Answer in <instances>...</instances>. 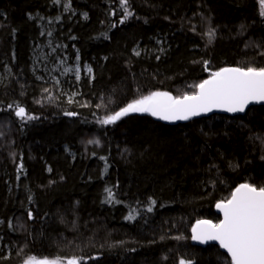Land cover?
I'll list each match as a JSON object with an SVG mask.
<instances>
[{
    "label": "trees",
    "instance_id": "1",
    "mask_svg": "<svg viewBox=\"0 0 264 264\" xmlns=\"http://www.w3.org/2000/svg\"><path fill=\"white\" fill-rule=\"evenodd\" d=\"M70 6L0 0V264H230L219 247L194 246L192 229L219 223L216 205L239 185L264 186V107L177 126L101 121L153 92L192 94L223 68L264 67L259 0ZM45 37L92 77L62 89L39 80Z\"/></svg>",
    "mask_w": 264,
    "mask_h": 264
},
{
    "label": "snow or ice",
    "instance_id": "2",
    "mask_svg": "<svg viewBox=\"0 0 264 264\" xmlns=\"http://www.w3.org/2000/svg\"><path fill=\"white\" fill-rule=\"evenodd\" d=\"M128 3L129 0H122L123 5L127 6ZM259 5L260 14L264 16V0H259ZM125 12V19L132 15L126 7ZM208 35L213 37L214 30ZM195 87L198 91L182 96H173L169 92H153L129 103L101 123L113 124L129 113H150L162 120L175 121L188 120L217 108L233 113L243 112L253 101H264V67L223 68ZM15 116L21 119L34 118L23 107H18ZM20 167L23 168V165ZM216 206L223 212V220L216 224L211 221H198L191 238L201 243L218 241L230 254V264H264V186L241 184L231 194L230 199L221 201ZM25 264H80V260H38L31 257ZM179 264H192V261L181 260Z\"/></svg>",
    "mask_w": 264,
    "mask_h": 264
},
{
    "label": "rangeland",
    "instance_id": "3",
    "mask_svg": "<svg viewBox=\"0 0 264 264\" xmlns=\"http://www.w3.org/2000/svg\"><path fill=\"white\" fill-rule=\"evenodd\" d=\"M64 1L65 10L70 11V0ZM42 26L43 36H46V33L49 32L47 28H45V25L42 24ZM44 42V45H41L38 49H36L34 58V70L35 73L38 74L39 80L43 82L54 83L58 87H60V89H62V79L79 81L84 75L92 77L91 67H82L79 57L72 58L63 49H60V47L55 44L54 41H52L50 38H46ZM89 69L91 71H89ZM2 129L3 128H0V130ZM1 137L2 136L0 134V138ZM28 259L29 258H27V260Z\"/></svg>",
    "mask_w": 264,
    "mask_h": 264
},
{
    "label": "water",
    "instance_id": "4",
    "mask_svg": "<svg viewBox=\"0 0 264 264\" xmlns=\"http://www.w3.org/2000/svg\"><path fill=\"white\" fill-rule=\"evenodd\" d=\"M228 68H235V67H228ZM210 78H208V79H210ZM254 107H264V101H259V102L253 101L252 103H250L245 108V110L243 112H235V113H233V112H227V111H224L223 109L217 108V109H213V111H211V112L202 113V114H200L198 116L191 117L188 120L167 121V120H162L159 117L152 116L150 113H129L128 115L139 114V115L143 116V115L149 114L155 121H157L159 123H162V124L168 125V126H177V125H180V124L189 123V122L194 121V120L209 118V117L214 116V115H221V116H228V117H240V116H244L249 110H251ZM215 211L221 217V221H222L223 218H224L223 212L219 208H217V206H216ZM194 228H197V224H195L193 229ZM193 229H192V235H193ZM192 243H193L194 246L199 247V248H207V247L212 246V245L213 246H217V247L220 248V250L223 253H225L229 257V259L231 261L230 254L227 252L226 249L221 247V245L219 244L218 241H208L207 243H201L200 241L192 239Z\"/></svg>",
    "mask_w": 264,
    "mask_h": 264
}]
</instances>
